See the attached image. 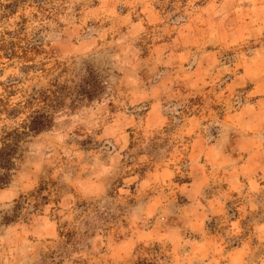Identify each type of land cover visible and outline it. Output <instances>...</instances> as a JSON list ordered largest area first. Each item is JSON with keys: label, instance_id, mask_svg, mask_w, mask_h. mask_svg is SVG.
<instances>
[{"label": "rangeland", "instance_id": "1", "mask_svg": "<svg viewBox=\"0 0 264 264\" xmlns=\"http://www.w3.org/2000/svg\"><path fill=\"white\" fill-rule=\"evenodd\" d=\"M39 95L0 264H264V0H0V145Z\"/></svg>", "mask_w": 264, "mask_h": 264}, {"label": "trees", "instance_id": "2", "mask_svg": "<svg viewBox=\"0 0 264 264\" xmlns=\"http://www.w3.org/2000/svg\"><path fill=\"white\" fill-rule=\"evenodd\" d=\"M35 100L40 102L41 105L37 109L30 111L20 125L15 126V128L9 131H4L0 145V187L8 182L9 171L13 165L12 161L16 148L20 145L23 137L29 132L38 133L50 127L51 113L45 110V108L53 107V105L43 95L34 98Z\"/></svg>", "mask_w": 264, "mask_h": 264}]
</instances>
